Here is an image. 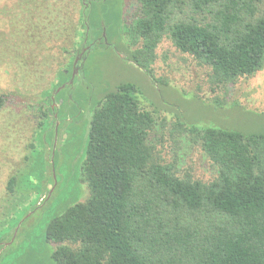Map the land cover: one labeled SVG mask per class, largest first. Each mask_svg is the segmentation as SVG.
<instances>
[{"label": "trees", "instance_id": "obj_1", "mask_svg": "<svg viewBox=\"0 0 264 264\" xmlns=\"http://www.w3.org/2000/svg\"><path fill=\"white\" fill-rule=\"evenodd\" d=\"M34 2L38 18L48 3ZM131 2L134 14L121 17L114 27L105 14L93 15L110 0H75L76 18L75 12L65 11L68 2L60 3L52 21L60 48L71 55L87 34L96 36L105 28L108 37L117 39V50L122 37L135 47L129 61L160 84L150 66L163 38L210 68V83L216 87L262 69L264 0ZM61 68L56 83L41 94L45 109L38 128L45 123L51 132L72 62ZM5 102L1 95L0 109ZM178 122L177 131L187 133L214 168L212 179L180 175L174 163L163 162L149 141L154 117L140 107L132 84H120L96 102L80 167L88 196L44 228L54 264H264V134ZM16 175L8 178L0 197V250L14 235V227L4 232L6 224L17 219L18 207L27 201ZM5 236H10L7 241Z\"/></svg>", "mask_w": 264, "mask_h": 264}, {"label": "rangeland", "instance_id": "obj_2", "mask_svg": "<svg viewBox=\"0 0 264 264\" xmlns=\"http://www.w3.org/2000/svg\"><path fill=\"white\" fill-rule=\"evenodd\" d=\"M34 1L38 0H0V96L6 97L0 109V197L6 192L8 178L16 174L20 188L28 194L18 207L17 219L6 224L4 232L14 227V235L0 250V264H54L50 258L53 248L43 239L44 228L66 207L87 198L80 167L95 98L120 84L135 87L140 107L154 117L150 143L164 163L176 165L180 175L188 173L206 181L214 176V168L188 134L177 131L178 121L264 134V64L252 77L216 87L210 83V68L177 51L166 38L159 43L150 66L154 78L163 84L153 82L129 61L131 48L122 37L118 50L93 48L86 55L80 74L75 76L72 71L68 88L61 85L56 89L62 90L54 131L45 123L38 128L45 109L42 92L56 83L61 67L73 63V54H66L55 36L52 21L56 9L68 2L65 11L75 12L74 18L78 13L75 0H46L48 4L37 18ZM135 8L131 0H110L93 15L105 14L114 27L121 17L132 16ZM63 47L69 50L71 45ZM46 190L47 200L39 206Z\"/></svg>", "mask_w": 264, "mask_h": 264}, {"label": "flooded vegetation", "instance_id": "obj_3", "mask_svg": "<svg viewBox=\"0 0 264 264\" xmlns=\"http://www.w3.org/2000/svg\"><path fill=\"white\" fill-rule=\"evenodd\" d=\"M107 33V30L105 28H102L100 33L96 36L87 34L81 47L77 51L72 53V71L74 72L75 76L79 75V72L82 71L85 57L93 48L112 49L114 51L117 50V39L114 38L115 40H113L111 37H108ZM119 43L121 42L119 41ZM131 49H134V47H131ZM118 56H120L121 59L126 60V58H124V55L118 54ZM100 98L101 97L95 98V101H99ZM52 105L55 106V103H52Z\"/></svg>", "mask_w": 264, "mask_h": 264}, {"label": "water", "instance_id": "obj_4", "mask_svg": "<svg viewBox=\"0 0 264 264\" xmlns=\"http://www.w3.org/2000/svg\"><path fill=\"white\" fill-rule=\"evenodd\" d=\"M63 88V87H62ZM59 91V90H58Z\"/></svg>", "mask_w": 264, "mask_h": 264}]
</instances>
